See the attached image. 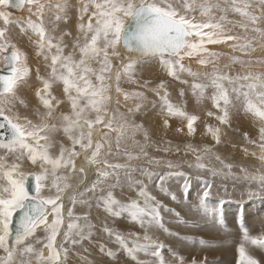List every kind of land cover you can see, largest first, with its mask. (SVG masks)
Instances as JSON below:
<instances>
[{
	"label": "snow or ice",
	"instance_id": "1",
	"mask_svg": "<svg viewBox=\"0 0 264 264\" xmlns=\"http://www.w3.org/2000/svg\"><path fill=\"white\" fill-rule=\"evenodd\" d=\"M73 8L77 13L75 35L60 28L61 23L70 22ZM13 9L28 15L13 18ZM195 13H199V19ZM230 14L238 19H229ZM57 31L59 36L55 35ZM24 39L45 61V75L39 67L35 70V119L18 110L20 106L28 107L18 92L33 73L27 52L19 46ZM228 41L234 42L230 45L234 51L244 54L255 51L257 44L264 46V0H77L76 4L70 0H0V65L6 72L0 74V148L4 150L0 155V264H69L70 255L78 247L91 245L103 236L114 241L120 251H113L107 241L98 243V250L116 264H120L121 255L131 264H188L183 255L152 234L157 230L178 236L165 226L164 213L178 221L180 213L158 200L149 184L154 183L171 201L179 203L188 200L190 180L178 170L179 164L150 157L134 140L136 133L143 131L147 142L148 133L143 125L119 111V95L116 106L111 107L110 89L114 81L124 106L129 101L135 104L134 109H127L128 113L145 107L146 93L151 92L157 97L151 107L159 108L164 126L175 117L186 122L191 135L199 117L170 100L165 80L149 87L152 82L141 81L138 70L158 63L167 77L182 84L188 83L182 78L184 73L194 81L206 79L208 84L193 82L191 87L202 98L211 85L210 99L216 112L208 111L207 115L215 116L219 125L227 127H231L233 109L258 120V140L244 135L250 144H257L259 159L264 161V73L246 70L235 78L222 73L211 59L218 54L207 45ZM193 57L205 68L203 73L183 63L185 58ZM231 61L241 66L264 65L261 60L237 57H231ZM209 64L211 72L207 71ZM123 82L136 84L137 90H125ZM54 86H62L61 96L53 94ZM179 95H184L183 89ZM65 104L69 105L66 112L61 110ZM206 130L216 144L221 143L220 126L206 125ZM130 139L139 151L128 150ZM193 151L196 163L189 164V168L207 171L213 177L223 175L227 179L231 175L232 165L219 156L214 158L222 165L220 169L203 162L212 157L210 146ZM78 158L87 163V171L83 166L77 168ZM141 158L146 160L145 165L131 164ZM242 171L247 173L246 169ZM174 177L184 178L178 192L167 186ZM246 178L258 183L260 194H264V174ZM73 182L82 190L73 193L66 218L63 199ZM211 188L212 183L206 181L198 197L201 206ZM126 189L134 191L135 198H117V193ZM77 204L88 211L77 215ZM94 207L105 214L99 228L90 222ZM109 218L127 219L141 231L122 234L109 226ZM38 229L43 237L37 235ZM241 230L244 242L238 248V264H260L246 244L264 250V234L251 236L243 224ZM165 250L171 260L166 259ZM141 253L149 259H141ZM191 264H196L194 258Z\"/></svg>",
	"mask_w": 264,
	"mask_h": 264
},
{
	"label": "rangeland",
	"instance_id": "2",
	"mask_svg": "<svg viewBox=\"0 0 264 264\" xmlns=\"http://www.w3.org/2000/svg\"><path fill=\"white\" fill-rule=\"evenodd\" d=\"M200 2H202V0H197V3ZM70 3L76 4L77 0H70ZM73 11L75 12L74 8L71 12L74 13ZM197 14L195 13L197 18L199 19L200 18L199 13ZM75 17L77 18V16ZM232 17L233 16L230 14L229 19H235V18L238 19V17L235 18ZM13 18L16 17L13 16ZM62 24L63 23H61V29L72 31L73 34L75 35L76 22H74L73 25L66 28H64ZM74 29L75 31H73ZM237 31L239 30L233 29V32H237ZM55 35L59 36L60 33L58 34L55 33ZM65 39L68 40L67 37H65ZM240 42L243 43V41ZM233 43H234L233 41H228L227 43H221L211 46L207 45V47L209 46L208 48L211 52H215L218 54L217 56L219 57H212L211 59L214 61L215 66L218 69H220L222 73H226L232 76L233 78H235V75L237 76L238 74L243 75L246 70L249 71V68L252 67H253L252 69H254L255 72L264 73V65L262 64L257 66L255 64H252L253 66L249 65V67H247V66H241L239 63L236 64H233L232 62L229 63L231 57H237L240 60L256 59V60L264 61L263 59L264 46H260L259 44H257L255 48V52L253 51L249 52L250 55L249 53H247L246 55L244 53L236 51V53H239L238 55L236 53L231 54L230 50L235 52L233 49H231L232 47L230 48V45ZM22 46L24 47V44L21 45V48ZM28 47H30V45H28ZM22 49L25 50V48ZM33 49L34 47L32 46L33 56H35L34 58L37 59L42 58V57H37L35 54V49L34 50ZM70 50L71 49L69 48L66 49L65 51L67 52ZM25 51H27V49ZM192 59L196 61L195 63L197 64L196 65L197 67L188 66L186 64L185 66L191 67L194 71L201 72L202 70L201 73H203L205 71V68L201 65L199 66V64L197 63V59L195 57H193ZM192 59L186 58V60L189 61L190 60L192 61ZM44 64L45 63L41 62L40 59L36 62V64H32L33 66L29 64V66L33 70L31 80L29 81L28 84L29 89L35 88L37 86V81L35 80V74H34L37 67L40 68L42 75L46 74L44 72L45 71ZM225 65H228V67L226 68ZM252 69L251 71L254 72ZM207 71L209 72L212 71V64L207 65ZM138 75L141 81L148 80L152 82L149 85V87H155L160 80L162 79L165 80L168 86L170 100L177 106L182 107L187 113L191 114L190 111L193 110L189 111L186 107H184L183 105L184 101L182 97L179 95V92L177 91L178 88H175V91L171 90V87L173 86L171 84V81L173 79L171 77L166 76V73L163 71L161 67H159V64L149 63L143 66L138 70ZM182 78L183 79L186 78V80L188 81L187 84H191V85L193 82L208 84V81L206 79L201 78L194 81L193 77L191 76L188 77L187 74L183 75ZM210 86L211 85L209 84V86L204 90L203 93L204 95L202 98L198 91L194 93V91L190 90L191 94H189L190 92L189 93L187 92L191 97H193L194 103L197 104L196 106L206 103L207 104L209 103V105L212 104L211 103L212 101L209 96H211L213 89H211L212 87ZM60 87H61L60 88L61 94L60 93L57 94L56 92L53 91V94L55 96L59 97L62 95V86ZM122 87L125 90L131 92L133 90H137L138 86L136 84L123 82ZM112 88H113L112 96L114 94L119 95V100L121 101L123 99V95L117 94L115 90L114 81ZM228 88L229 90H231V85H228ZM207 89H211V90L207 91ZM31 93L32 96H34V92L32 91L23 93L22 88L19 90L18 92L19 98L22 99L25 102V104L28 105V107L25 108L23 106H20L18 110H21L20 113L22 115H28L29 118L35 119V117L32 116V110H33L32 102L31 100L28 99L29 94ZM146 95H147V101L145 102V107H142L139 112L128 113L127 109L128 108L134 109L135 104L129 101L127 106L125 107L124 100L123 103H120L121 107L119 108V111L121 113H125L126 115H128L129 119L131 121H134L136 124L143 125V130L147 131L149 136L147 142H145L144 140L143 131L137 132L134 137V140L140 142V144L143 145L148 155L150 157H156L163 161L171 160L174 163L179 164L181 167L178 170L183 171L187 174L191 184V190L188 200L185 202L182 199L179 203L171 201L169 197L165 196L162 192L159 191V189L155 186L154 183L149 184V189L151 193L155 195L158 200L165 203L168 207L174 208L177 212L180 213V221L176 220V218L172 214L164 213L165 226L168 227L172 233L174 234L178 233V236L177 235L169 236L168 234L157 230H153L152 234L155 235V237L159 238V240L162 241L166 246H170L174 251H178L181 255H183L185 257V260L188 262V264H191L193 258L195 259L196 264H238L239 261L238 248L240 244L244 242L243 232L241 230V224H243L248 229L249 235L251 236H259L261 234H264V194H260V188L258 183L246 178V175L258 176L260 174H264V161H261L259 159L261 155L260 148L257 146V144H250L248 140L245 138L244 133H241L243 131L239 128L240 125L238 123V117H237L238 113H236L238 112L237 109H233L232 110L233 113L231 112V114H233L231 115V127L219 125V122L215 119V116H211V117L208 116L206 122L203 121L200 123V121L198 122V120L195 122L194 125L195 131L191 135H189L187 132V128L185 126L186 124L181 125L180 122L176 124L177 131L178 129L183 128L182 131L186 133L188 139L184 140V138L180 139L178 137L169 136L168 134H166L164 130H161L159 128L161 125L163 127H166L163 124L164 117L161 114L159 108L153 109L151 107V102L156 101L157 97H155L151 92H147ZM112 101L113 104L111 105V107H115L116 105L114 99ZM65 105H63L62 107L63 109L61 108L62 111H68L67 109H65ZM210 108H213V106ZM203 109L205 108L203 107L196 108V110L199 113L205 111L206 113L205 115H207L208 111H213L214 113L216 112L215 109L208 111L206 109L203 111ZM234 113L236 114L235 116ZM155 115L158 118L157 120ZM249 117L250 118H248V121L252 119L249 121V122L252 121L251 128L253 126L254 127L252 128V131L250 132L247 131L248 137H250V139L253 140H258L259 122L250 115ZM151 118L153 120H151ZM173 118L178 119L175 117ZM152 121H154V126H157L160 130L159 129L153 130L154 128L153 127L151 128L149 126L153 124ZM232 121L237 126H232ZM149 122L150 124H148ZM170 124L172 125V123H170L169 120L170 128L174 126V125L171 126ZM206 125H212L214 128L220 126L221 128L220 144L215 143L211 135L207 132ZM182 131H178V132L182 133ZM114 142H115V135L113 134V143ZM188 145H191L192 147L189 148ZM205 146H210L212 148V157L206 158L203 161L204 163L209 164L213 168L220 169L222 168V165L220 164L219 161H217L214 158L215 156H219L220 159L224 161L225 164L232 165L231 175H229L227 179H225L223 175L213 177L207 171L198 170L195 167L193 168L188 167L189 164L196 163V156L193 150L199 151L202 150ZM165 149H167V151H165ZM245 149L247 151H245ZM128 150L134 152L139 151L138 148H134L132 146V139L128 141ZM121 151H123V149H121ZM3 153L4 150L0 148V155H3ZM252 153H255V155H252ZM120 161L123 162L122 157L120 158ZM78 163L80 164L82 163L81 165L85 167L86 171L88 170L89 166L85 163L83 159L78 161ZM146 163H147L146 160L143 158H141L140 160L131 161V164L133 166L145 165ZM81 165L80 166L76 165V166L77 168H79L81 167ZM27 166L28 165H25L26 168H28ZM151 167H153L157 171L161 170L159 167L155 165ZM242 169H246L247 173L242 171ZM135 175L138 176L139 174L136 173ZM206 181L212 183V188L210 189V195L205 201V204L201 206L198 197L202 195ZM183 182H184L183 177H174L167 182V186L170 187L171 191L178 192ZM77 191H80V189L76 188L74 184L72 188L67 189L65 192L63 199V204H64L63 212L66 218H67L68 210L72 208L71 197L73 193ZM250 192H254L257 194L250 195ZM117 198L123 200H130L135 198V192L126 189L123 193L118 192ZM87 211H88L87 208H85L80 204H77L74 208V212L77 215H83ZM221 212H222V221L220 220ZM104 219H105V214L103 213V210L96 209L94 207L91 211L90 222L93 224L96 223L95 225L97 226V228H99L101 222H103ZM108 224L110 227L115 228L117 231H120L122 234L125 235L128 232L141 231L138 226L132 225L127 219L113 221L112 219L109 218ZM41 232L43 231L38 229L37 235L43 237L44 233ZM57 239H59L58 241H60L61 237L58 236ZM200 240H203L204 243L200 244L199 243ZM102 241H107L108 246L111 247L113 251H120L115 246L114 241L109 240L106 236H103L102 238L98 237V239L94 241L91 245L85 243L83 248L78 247L75 250L74 254L70 255L69 264H116V262L110 260L105 254L99 253L97 244ZM219 244H221L220 248H219ZM84 248H87V252L84 251ZM246 248L248 249L249 253L254 256V258L260 261V264H264V250L258 249L254 246L252 247V245L249 244H246ZM0 255H2V253H0ZM165 257L166 259L171 260V257L169 256L166 250H165ZM140 258L149 259L148 257H144L142 253L140 254ZM120 264H131V262L127 261V258L121 255Z\"/></svg>",
	"mask_w": 264,
	"mask_h": 264
},
{
	"label": "bare ground",
	"instance_id": "3",
	"mask_svg": "<svg viewBox=\"0 0 264 264\" xmlns=\"http://www.w3.org/2000/svg\"><path fill=\"white\" fill-rule=\"evenodd\" d=\"M74 12V11H73ZM12 14H13V16H15V17H18V16H21V17H26L27 15H28V13L26 12V11H19L18 13H14V12H12ZM197 14V13H196ZM198 15V14H197ZM75 16H77V13H76V11L74 12V13H72V12H70V17H71V20H70V22L67 24V25H64V24H62V26L64 27V28H66V27H69V26H71V25H73L74 24V22H77L76 21V17ZM234 17V16H233ZM232 17V18H233ZM35 17H33V19H34ZM235 18V17H234ZM236 19V18H235ZM60 28H61V25H60ZM66 30V29H65ZM73 31H75V29L73 30ZM58 33H60L59 31H57L56 32V34H58ZM20 43L21 44H19V46L21 47V45L22 44H24V47L22 46V48H25V50L27 49V54H28V62H29V64H36V62L40 59L41 60V62H43V63H45V61L43 60V58H34L35 56H33V51H32V46L28 43V41L26 40V39H24V40H21L20 41ZM229 43H231V42H229ZM28 45H30V47H28ZM211 46V45H210ZM209 47V46H208ZM220 47H222V46H220ZM227 47V46H226ZM260 47V46H259ZM224 48V47H223ZM231 48V47H230ZM262 48V47H261ZM261 48H259V49H261ZM222 49V48H221ZM232 49V48H231ZM34 50V49H33ZM121 51H123V49H121ZM219 51V50H218ZM231 51V54L232 53H236V51L235 52H233L232 50H230ZM258 51H260V50H258ZM257 51V52H258ZM253 52H255V51H253ZM261 53V52H260ZM220 54V53H219ZM236 54H238L239 55V53H236ZM257 54V53H256ZM229 55V54H228ZM227 55V56H228ZM243 55V54H242ZM247 55V54H246ZM249 55H250V53H249ZM248 55V56H249ZM255 55V54H254ZM256 56H258V55H256ZM255 56V57H256ZM216 57H219V56H216ZM260 57H261V55H260ZM226 58V57H225ZM192 59V58H191ZM264 59V58H263ZM230 60V59H229ZM256 60V59H255ZM255 60H251V61H255ZM191 61V60H190ZM189 60H186V58H185V60L183 61V63L184 64H186V65H188V66H194V67H197L196 65V61H194V59H192V61L190 62ZM217 61V60H216ZM230 62H232L231 60L229 61V63ZM193 63H195V64H193ZM158 64V63H157ZM224 64V63H223ZM253 64H255L256 66L257 65H260V64H256V63H253ZM33 66V65H32ZM200 66V65H199ZM250 66H253L252 64L250 65ZM2 67V65L0 66V68ZM160 67V66H159ZM220 67V66H219ZM247 67H249V66H247ZM200 68V67H199ZM198 68V69H199ZM242 68V67H241ZM253 68V67H252ZM252 68H249V71H251V69ZM259 68V67H258ZM210 69H211V67H210ZM253 71H254V69H252ZM259 70V69H258ZM45 72V71H44ZM201 72H202V70H201ZM241 72V71H240ZM252 72V71H251ZM255 72V71H254ZM253 72V73H254ZM243 73V72H242ZM255 73H258V72H255ZM35 74V73H34ZM237 74V73H236ZM183 75H186V73H184ZM237 75H235V77H236ZM238 76H239V74H238ZM32 77V76H31ZM31 77L29 78V80L24 84V86L23 87H21L22 88V91H23V93H26V92H28V91H32V92H34V88H31V89H29V87H28V84H29V81L31 80ZM189 77V76H188ZM186 79V78H185ZM171 84L173 85L172 87H171V90L173 91H175V88H178L177 89V91L180 93V90L181 89H183V91H184V95L182 96V99H183V105H184V107H186L189 111L190 110H193V111H190V113L192 114V115H197L198 117H199V119H198V122L200 121V123L201 122H206L207 121V119H208V115H205L206 113H205V109L208 111V110H213L214 108H210V107H212V102L210 103L211 105H209V103L207 104H200L199 106H196L197 104L196 103H194V100H193V97H191L189 94H191V92H190V90H192L193 91V89H192V87H191V84H182V83H180L179 81H176V80H172L171 81ZM211 87V86H210ZM55 88H56V90H55ZM59 88V89H58ZM60 86H54V92H56L57 94H59L60 92H61V90H60ZM212 89V88H211ZM211 89H207V91L208 90H211ZM189 94H188V93ZM112 93H113V88L112 89H110V95H111V97H112V100L114 99V101H116L117 100V98H118V95H116V94H114L113 96H112ZM61 94V93H60ZM204 95V94H203ZM210 95V94H209ZM212 95V94H211ZM196 96V95H195ZM58 97V96H57ZM210 97V96H209ZM208 97V98H209ZM28 99L29 100H31V102H32V109H34L35 108V106L37 105V103H38V101H37V99L34 97V96H32V93L31 94H29V97H28ZM122 99V98H121ZM204 100V99H203ZM122 101V102H121ZM120 101V103H123V99ZM181 102V101H180ZM63 107V106H62ZM205 108V109H203V111L204 112H201V113H199L197 110H196V108ZM63 109V108H62ZM65 109H67V110H69V105H65ZM64 109V110H65ZM19 111H21V110H19ZM66 112V111H65ZM199 113V114H198ZM233 113V112H232ZM236 113H238V123H239V128L243 131V132H241V133H247L248 134V132L247 131H252V128L254 127H252L251 128V122H249L250 120H252V119H250L249 121H248V118H250L249 117V115H245L242 111H238V112H236ZM231 115H233V114H231ZM236 114L234 113V116H235ZM149 116V115H148ZM151 116V115H150ZM156 116V115H155ZM154 116V117H155ZM158 118H157V116H156V120H157ZM172 119V118H171ZM170 119V123H172V125H174V126H172L171 124V128H170V126L169 127H163L162 125L159 127L161 130H164L165 132H166V134H168L169 136H172V137H178V138H184V140L185 139H188V136L186 135V133L184 132V131H182V133L181 132H178L177 131V126H176V124H178L179 122H180V124L181 125H184V124H186L185 122L184 123H182L181 122V120L180 119H172L171 120ZM233 119V118H232ZM151 120H153L152 118H151ZM150 120V121H151ZM155 120V119H154ZM173 120H174V122H173ZM209 121V120H208ZM213 121V120H212ZM153 122V124L152 125H149L151 128L153 127L154 129L153 130H156V129H159L157 126H154V121H152ZM156 122H158V121H156ZM211 122V121H210ZM209 122V123H210ZM148 124H150V122L148 123ZM205 124V123H204ZM217 124V123H216ZM232 126H237L233 121H232ZM150 128V129H151ZM159 129V130H160ZM152 130V129H151ZM223 130V129H222ZM157 133V132H156ZM181 135V137H180V135ZM250 138V137H249ZM64 142L65 143H68V141L66 140V139H64ZM183 142V141H182ZM226 142V141H225ZM181 143V142H180ZM181 148V147H180ZM80 160H82V158H78L77 159V163H76V165H81L80 163H78V161H80ZM86 163V162H85ZM87 164V163H86ZM82 166V165H81ZM28 167V166H27ZM91 178V177H90ZM82 188H80V190H81ZM68 196V195H67ZM66 210V209H65ZM51 219V218H50ZM96 224V223H95ZM112 224V223H111ZM40 233V232H39ZM41 233H43V232H41ZM40 236V235H39ZM155 236V235H154ZM159 239V238H158ZM59 240V239H58ZM103 242V241H102ZM220 245L221 244H219V248H220ZM253 247V246H252ZM100 253V252H99ZM98 255V254H97ZM105 261V260H104ZM115 262V261H114Z\"/></svg>",
	"mask_w": 264,
	"mask_h": 264
},
{
	"label": "water",
	"instance_id": "4",
	"mask_svg": "<svg viewBox=\"0 0 264 264\" xmlns=\"http://www.w3.org/2000/svg\"><path fill=\"white\" fill-rule=\"evenodd\" d=\"M11 11L14 12V13H18L19 12L18 10H15V9H13ZM0 74H6V72L3 70V66L0 68Z\"/></svg>",
	"mask_w": 264,
	"mask_h": 264
}]
</instances>
